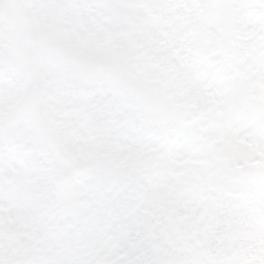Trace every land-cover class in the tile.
<instances>
[{"label":"rangeland","instance_id":"374dc122","mask_svg":"<svg viewBox=\"0 0 264 264\" xmlns=\"http://www.w3.org/2000/svg\"><path fill=\"white\" fill-rule=\"evenodd\" d=\"M168 4L171 11L178 8L181 14L175 29L182 34L181 45L192 55L189 82L181 75L182 62L175 68L149 55L145 44L137 45L136 34L146 26L143 20L151 22L143 10V0H22L23 21L31 33L47 41L29 39L22 50L17 48L18 0H0V121L28 105L31 87L35 86L33 105L42 117L57 111L61 104L63 110L75 113V104L82 102L87 107L92 93H108L109 103L116 105L120 116L108 118L107 132L121 133L133 116L139 122L149 117V130L158 129L160 135L154 161L138 162L131 152L118 162L114 143L104 139L87 142L69 125H74L75 117L65 120L53 116L49 125L62 150L99 172L71 184L69 196L74 198L78 212L64 210L62 221V211L48 204L43 191L34 188L33 167L40 159L53 163L56 171L51 179L59 184L60 171L71 170V166L62 156H54L31 109L17 117L7 132L0 129V223L10 221L27 234L6 238L0 264L22 263L20 246L26 247V237L32 243L31 234L43 239L41 250L53 258L51 264H100L104 253L116 257L117 247L126 248L124 241L136 234V204L153 201L162 202L170 230L157 240L147 231L151 256L145 257L152 264H168L163 259L174 254L184 257V264H256L246 252V243L254 241L264 248V94L255 90L238 64L255 54L253 45L243 43V29L249 23H260L263 43L257 41L260 44L254 64L264 69V57L258 61L264 53V0H169ZM85 13L92 15L89 22L82 20ZM211 32L218 35V51L207 57L205 39ZM250 35L252 39L253 32ZM49 43L82 59L111 61L115 70L124 68L155 103L167 106L170 120L155 125L157 114L127 92L119 97L102 72H88V85L83 81L79 88L78 68L48 47ZM212 57L217 74L208 79ZM195 91L198 97L193 96ZM182 100L204 108L203 118L197 123L190 119L188 124L180 107ZM160 113L165 114L162 109ZM84 120L88 121L86 117ZM100 132L104 133L101 138L108 137L103 129ZM243 167L250 168L251 174ZM123 168H127L128 177L123 176ZM228 201L242 210L241 215H234L237 210L229 213L225 225L229 234L215 253L207 254L200 245L217 227L220 210L227 209ZM180 203L185 217L176 228L171 220ZM114 210L118 211L115 215ZM65 218L82 220L93 229L105 220L109 229L105 227L90 244L81 241L74 246L64 241L75 227L67 226ZM243 218L250 224L249 232L233 228L242 224ZM142 220L146 221L145 213ZM87 234L90 232L84 231V236ZM54 247H62V251L54 253ZM129 253L126 250L120 258L126 259Z\"/></svg>","mask_w":264,"mask_h":264},{"label":"trees","instance_id":"16d2710c","mask_svg":"<svg viewBox=\"0 0 264 264\" xmlns=\"http://www.w3.org/2000/svg\"><path fill=\"white\" fill-rule=\"evenodd\" d=\"M168 1L169 0H143V10L146 13L147 18H149L151 22L149 23L146 20H143L146 26L145 28L141 27V32L136 34L137 45L145 44V47L147 48L146 51L149 55H151L155 59L156 57L160 58L161 61L168 62L175 68H180V63L182 62L184 65L181 69V75H183V77H185L189 82L190 71L188 67L190 65L192 55L188 52L187 47L181 45L180 37H182V34L178 29H175V26L180 23L179 21L181 19V14L178 12L179 9L176 8L174 11H171L172 6L168 4ZM175 1L176 0H172V3H174ZM22 11V0H18V5L15 10L16 15L19 17V25L17 27V31L20 32V37H18L17 39L18 50H22V44L28 42L27 40L32 38L47 42L42 35L30 32L28 25L22 19ZM91 16V14L85 13L84 19L82 18V20H86L89 22ZM174 16H177V18L175 19V24L172 23ZM97 24H101L100 20L97 21ZM259 26L262 25L258 23V25L252 26L249 23L243 29V36L246 39V41H244L243 43L246 46L253 45L255 54H252L250 57L245 59L243 63H239L238 68L241 70V72L244 73L245 76L251 78V82L253 83L255 90L261 94H264V69H262L261 65L254 64L256 57H258V55L256 54L258 44L263 43L262 31L258 29ZM252 32L253 38L249 39V36H251L250 34ZM216 37H218V35L215 32H211L206 36V49L204 50V54H206L207 57L212 56L213 52L218 51L215 45ZM257 41H259L260 43H258ZM48 47H52L53 50H55L60 55V57L69 61L73 66L78 68L79 72L77 77L79 79V88L82 86L83 81H85L86 84L88 72H102L103 74H105V79L107 84L110 85V89H113L119 97L123 92H127V94L132 95L135 99L140 101L142 105L150 112H155L157 114V119L154 121L155 125L159 126V123L164 122V119L170 120L168 113L169 109L167 108V106L161 103H155L153 101V97L148 93V91L136 85L134 81L129 78L128 72H126L124 68L115 70V66L111 61L93 62L89 59H82V57L73 55L65 51L64 49H58L57 47L52 46L51 43H49ZM263 57L264 53L259 57L258 61H260V58ZM214 61L215 59L212 57L213 64L212 68L209 69V72L207 73L208 79L214 78L217 74V67ZM3 66L4 65L2 64L1 68H3ZM250 69L251 71L248 72V70ZM260 83L262 86L260 85ZM193 94V96L198 97L197 91L193 92ZM108 97V93L102 95H100L99 93H92L87 107H83L81 105L82 102L75 104V106L78 107L75 113L63 110V104H61L56 107L58 108L57 111H53L52 114L43 117L39 114L35 105H33L32 107L24 105L23 107L17 109L13 114L6 116L2 121H0V129L3 132H7V130L9 129V125H12L17 117L23 116L27 109H31L36 123L39 126V131L45 135V138L50 145L51 151L53 152L54 156L58 158L61 156L62 147L59 145L58 140L55 137L53 128L49 125V123L51 124L50 121H52L53 116L58 118L62 117L65 120L75 117V120L73 122L74 125H71V123H69V125L74 129V132L77 133L80 138L86 140L87 142L100 141L101 139H104L108 142L114 143V148L118 149V162H123V160H125L131 152L138 162H140L141 159L146 163L154 161L156 158V150L159 146L158 138L160 135L158 129L155 130L151 128V130H149V127L151 126V120L149 117L146 118L144 122H139L135 117L131 116L128 120L129 124L122 129L121 133L117 131L107 132L105 126L109 125L107 124L108 118L111 117L113 119L120 116L118 115V109L116 110V105H111L108 101ZM180 107L182 110H185L188 124L190 123V119L194 123H197L200 119L203 118L205 110L200 105L198 107H192L188 101L182 100ZM161 109L165 112L164 115L160 113ZM194 109L195 111H193ZM61 112H63V115L61 114ZM175 115L179 117L178 112H176ZM85 117L88 120L87 122L84 120ZM93 124H95L94 126L97 127V130L95 131L94 128H92ZM101 129L104 130L108 137H105L106 135H102L101 138V134H104L100 132ZM187 130L189 131L188 126ZM187 133L189 134V132ZM125 139L127 141L133 140V142L127 144L125 142ZM34 160L35 157H33V160L30 164H33ZM66 163L69 164L68 161H66ZM55 167L56 165H54L53 163L51 164L44 159L38 160L33 167V174L37 182L36 184H33V186L37 191H43L42 194L46 197L48 204H53L58 212L59 210L62 211L61 219L63 221L64 210L70 209L71 211H74L76 213L78 212V210L73 206L74 203L72 200L74 198H71L69 196L71 191V184L67 187H62L59 184H55V181L51 179V175L56 171ZM50 169L51 171L47 172V170ZM243 169L245 172L248 171L251 174L250 168L248 169L246 167H243ZM122 170V174H124L123 176L128 177L129 174L127 172V168H123ZM96 173H99L96 168H90L89 173L86 177H84V180L91 179ZM108 174L112 178L115 177L114 173L111 171H109ZM261 174L264 176V168H262ZM118 178L121 179V177ZM147 196L148 194L146 193V197ZM136 205L137 216H134V219L136 220V226L138 225L135 229L136 234H130L124 241L126 248H122L121 246L117 247L120 249L116 250V257L109 256L108 253H104V256L100 258L102 260L100 264H152L147 259L148 256H151V253L150 255H148L151 246L149 245L148 238L146 236L147 231H150L151 238H155L157 240L160 236H162L164 232L166 234H169L168 231L170 230V223L166 220V217L164 215L166 211L164 212V206L161 201L140 203ZM236 210L237 213L234 212V215L240 216L242 210L238 206L234 207L232 202L230 201H228L227 209L220 210L217 227H214L211 230L209 238L206 239L204 244L200 245L203 247L204 251L207 254L215 253L218 249V245L223 242L225 235L229 234H227L228 231L225 229L226 220L229 217V213ZM117 212L118 211L114 210L113 214L115 215ZM144 213L146 214V221L142 220ZM68 217L71 218V216ZM184 217L185 213L183 210V205L182 203H180L175 207L174 215L172 216L171 220L172 226L179 228L184 220ZM236 219L237 218H235V220ZM65 220H67L65 222L67 226H71L74 224L75 227L73 228L74 233L69 235L64 241L74 246H78L81 241L90 244L95 239H98V237L101 236V234L104 232L105 227H108V222H106L105 220L102 222V224H99L97 227H95V229H93L89 223H85L82 220L70 221V219L68 220L66 218ZM146 224H148L147 229ZM233 228L236 229V231L238 230L239 232H249L250 224L245 218H243L242 224H239ZM112 229L113 227L110 230ZM84 231H88L90 232V234L84 236ZM21 235L27 234L21 229L18 230L15 227L14 223L10 221L1 222L0 252L2 251L1 246L4 244L6 238L18 239ZM30 238L32 242L31 244H29V237H26V247L24 248L23 245L20 246L21 252L19 255L22 263L20 261L15 264H51L52 262H54L52 257H47L44 251L41 250L43 239H40V235L37 236L31 234ZM20 240L22 242L23 238ZM101 243H104V239H102ZM140 243L142 244L139 245ZM246 244L248 245L246 252L251 256V258L254 259V262L256 264H264V248L262 246L259 247L258 245H256L254 241H248ZM136 247L141 248L137 251ZM61 249L62 247H54L53 252H61ZM109 250L110 249L106 250L105 252H109ZM126 250H129L130 253L126 257V259L122 260L120 258V254H123V252H125ZM167 251H170L169 248H167ZM140 252H142L144 255H140ZM183 260H185L184 257L181 256L180 258L176 254H174L170 258L163 259V261L168 264H184L185 262Z\"/></svg>","mask_w":264,"mask_h":264},{"label":"water","instance_id":"95a60500","mask_svg":"<svg viewBox=\"0 0 264 264\" xmlns=\"http://www.w3.org/2000/svg\"><path fill=\"white\" fill-rule=\"evenodd\" d=\"M36 92V87L33 86L31 89V93L29 96V105L31 106L34 101V96ZM73 166V170L68 172L66 170H63L59 174V181L62 186H67L74 180L86 176L88 174V168L80 161H77L73 158H71L65 151H62L61 153Z\"/></svg>","mask_w":264,"mask_h":264}]
</instances>
